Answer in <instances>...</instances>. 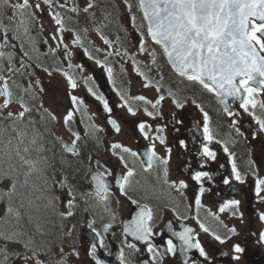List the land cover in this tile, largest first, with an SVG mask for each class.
<instances>
[{
	"label": "flooded vegetation",
	"instance_id": "flooded-vegetation-1",
	"mask_svg": "<svg viewBox=\"0 0 264 264\" xmlns=\"http://www.w3.org/2000/svg\"><path fill=\"white\" fill-rule=\"evenodd\" d=\"M13 2H18V0H13ZM32 2L35 3L38 0H32ZM76 3L83 6L85 2L84 0H76ZM107 14L109 16V25L106 26L108 27V33L115 36V41L117 37L120 39V43L114 44V50L122 52L127 49L129 53L128 56H112L108 59L109 65L114 68L117 86L127 91L129 96L143 95L153 100V102L160 94H163L165 99L159 106V111L162 115L156 119L146 116L141 102H133L132 104L134 108L140 109L136 116L127 113L126 108L118 107L121 103L119 97L112 89V84L107 80L106 72L97 66L95 68L101 72L97 80L107 81L108 88L112 91V96L107 99L113 111L111 114L106 113L99 101L96 99L92 100L96 109V121L91 120L87 124L92 130L91 137L88 139H86L81 128L85 123L84 105L82 106L83 111L76 113L75 125L72 124V128L80 133L82 139L77 142L81 154L75 157L65 152L59 140L60 137L66 136L70 137L71 141L74 139L68 130V126L63 123L65 115L61 116L56 113V121H51L47 116L42 120L41 117L45 114L37 110L39 104H37L36 108L38 98L34 88L36 83H33L32 90L35 99L30 97L28 100L33 112L30 117H26L25 121L18 125L33 129L37 138L34 144L33 161L38 160L40 163L37 166V170L32 173V177L37 180V191L42 195L48 196V198L56 196L59 199L54 206L48 203L47 207L42 211L43 213L35 214L34 218H30L26 211L19 209L20 230L25 231L35 239V247L37 249L43 247L44 251L45 247L49 246L48 252H41L39 257L41 260L45 255H48L51 259L62 257L60 249L63 248L65 264H93L88 252L90 244L95 242V238L94 233L88 228V224L92 219H95L94 227L102 231L103 225L111 222L112 228L105 234V240L108 244L107 253H111V255L106 254L104 249H99L98 256L105 260L106 264H119L117 257L120 249L124 247L122 243L125 236L123 227L126 224L129 213L139 209L138 205L131 203V199H136L139 201L140 206L147 204L153 210L154 231L157 233L153 237V243L160 247L161 250H163L166 238H172L174 243L179 244L175 237H171V233L167 229L168 223L171 222L175 230L180 226H188L194 229V236L200 240L211 257V260L206 261L209 264H264V242L260 241V233L264 232V221L259 219V214L264 212V201L259 200L255 196L256 179H264V133H259L258 125H256L254 119L240 107L236 108L232 104L233 109L231 111L237 115L231 117L223 111L222 107L215 104L214 100L216 97L213 94L208 93L199 85L191 84L176 75H171V70L162 56H158L157 65H152L151 57L148 53H140L138 51L141 32L132 26L123 0H111ZM8 15H11V11H8L6 15L0 14V18L3 19L5 24H8ZM36 15L38 17V11ZM137 16L139 17V15ZM37 24L38 21L32 26L31 30L36 31ZM27 44L29 48L34 47H31V43ZM146 47L148 52L153 51V49L157 53L161 52L157 47L151 46L149 43H147ZM105 48L106 46L103 45L102 49ZM107 50L112 51L113 49ZM104 55V52H99V59L103 60ZM130 57H134L135 65ZM52 61L57 63V67L64 68L59 59ZM29 63L34 66L36 64L32 59ZM121 67H123L124 71H121ZM136 67H139L148 76L153 85L159 82L162 86V92L157 93L155 86L144 87L143 78L137 74ZM161 73L163 74L162 80ZM4 74L8 75L7 72ZM81 77L83 76L77 77L79 86L75 90L69 88L64 76H62V80L65 81L64 88L56 85L52 88L56 91L54 95H61L67 101L66 107H63L65 114L72 107L69 97L70 90L73 91L72 95L80 97L85 103V83ZM169 89L175 93L177 100L184 103L182 109L175 107L172 97L168 95ZM102 94L104 95V93ZM257 99L264 100V93L258 94ZM193 100L196 101V104L192 103ZM203 102L208 105L205 111L209 114L210 127L215 136V139L210 143L204 139L203 114L197 107V104L201 105ZM46 106L45 108L49 109L50 112H54L47 102ZM148 107L149 111H153L151 106ZM257 114H262L259 109H257ZM79 115L83 120V124L80 123ZM173 115H175L176 120L182 121V123H174ZM109 118L117 120L121 128L119 133L115 132L107 122ZM234 118L239 120L238 126L242 132L245 130L252 131L251 135L246 134L247 140L230 127ZM28 119L35 120V125H29ZM142 121H147L152 125L151 136L157 135L155 131L157 126H165L162 135L166 137V144L161 145L158 140L155 141L156 151L163 157L167 156V147L172 149L167 166L168 180L170 182L176 181L177 183L180 180L186 181L188 187L182 190L183 196L180 191L164 183V166L162 164L154 165L149 170H145L146 164H141V160L146 161L147 159L143 153L151 147V141L143 139L138 133L136 125ZM97 129H102V131ZM253 133H257V135L254 137ZM180 140L185 141L186 147L180 145ZM113 142H120L134 151L140 152L141 155L139 158H134L125 154V159L136 170L127 196L120 193L118 186L112 182V176H106L111 181L112 186L109 194L110 199L107 204V208L111 212L110 215L109 211L105 210L103 203L96 206L98 200L94 196L91 199H87L85 203L84 200L80 199V194L94 191L93 187L89 188L86 184L89 175L90 156L93 161L98 160L100 162L99 171H104L106 167L111 169L116 176H119L122 171L126 172L117 158L111 154L110 144ZM204 144H208L210 149L216 152L215 161L200 157L199 152ZM225 145L228 147L229 152L233 154L238 169L245 175L246 182L244 184H240L234 180V177H230L232 158L223 151ZM92 149L95 152L91 151ZM88 151L89 156L86 158ZM201 163L206 165V169L200 168ZM221 165H223L222 168ZM92 167L95 168L96 165L93 163ZM200 170H208L214 179L211 182H205V187L210 188V191H206L201 198L203 207L199 211V220L207 226H211L214 218L209 214L210 212L216 213L219 218L223 217L227 212L226 219H221L223 225L236 229V233L233 234L221 226L220 222H216L213 225L216 227V231H213L225 239L223 244L215 241L211 233H204L197 222L194 198L198 194L199 186L191 179V176L195 171ZM63 176L68 177L69 183L74 186L77 193V207L74 209L76 214L66 218L58 215L59 212L66 210L64 202L69 198L67 191L61 190L56 184ZM225 177L232 178L233 183L224 185L222 180ZM43 181H46V183ZM48 182H55V184L48 186ZM261 195L264 196V193ZM232 198L241 201L238 214L234 216L230 210L220 213L218 211L219 205L225 199ZM187 205H192V208H188ZM177 213H179L180 217L186 218H178ZM240 213H242V216ZM23 215L27 216L28 219H24ZM112 216H115V220L112 219ZM37 226H39V232H37ZM85 232L89 234L87 240L82 237V233ZM69 233L71 234L69 235ZM160 233H163V235ZM128 242L137 243L140 248L139 252L134 253L124 247L125 255L132 261V264H143L144 261L152 264L151 256L147 253L143 244L136 242L130 236L128 237ZM236 244H240L244 249L243 253L239 254L240 258L238 260L233 258L236 255L234 252ZM0 245L3 247L7 245V248H13H11L13 254L11 259L2 264H24L22 258L14 255V253L24 252L22 244L10 243L0 239ZM73 249L80 253L79 257L72 254ZM192 252L193 250L188 253V256L196 259L193 257L194 255H191ZM196 252L198 253L197 250ZM224 253L229 255L226 260L222 259ZM184 259L185 257L178 251L175 257L165 256L159 264H181ZM52 261L49 260L47 263L52 264ZM27 264H34V261L29 260Z\"/></svg>",
	"mask_w": 264,
	"mask_h": 264
},
{
	"label": "snow or ice",
	"instance_id": "snow-or-ice-1",
	"mask_svg": "<svg viewBox=\"0 0 264 264\" xmlns=\"http://www.w3.org/2000/svg\"><path fill=\"white\" fill-rule=\"evenodd\" d=\"M124 6L130 16L132 26L139 32H141V40L139 43L138 51L140 53H148L151 57L152 65L158 64V56L165 58V63L169 69L182 80L199 85L208 93L213 94L217 102L223 106V111L231 117H235L237 114L230 111L229 109V98L238 100L239 107L243 109L245 113L250 115L256 125H258L259 133H264V100H258L257 95L264 93V0H123ZM42 5L44 7H42ZM45 7L48 9L49 17L54 21L55 33L51 35L50 39L57 41L56 47L53 48L48 45V40H44V44L48 45V53L55 55L57 52H61L63 59L60 63H67V70L61 67L53 69L56 72L61 73L67 80L69 88L75 90L79 84L74 72L69 71L71 69H79L81 72L84 71L83 64H73L72 58L74 52L69 48L67 43H64V33H74L71 37V44L82 50L84 56L89 60L93 61L95 65L103 69L107 74V80L112 84V89L116 92L121 103L118 107L126 108L127 113L132 116H136L139 108L132 106L133 102H141L143 105V112L146 116L156 119L162 114L159 111L161 102L165 99L163 94H160L158 98L153 100L148 99L143 95L129 96L128 92L120 89L115 80L114 68L109 65L108 59L112 56H128L127 49L121 51L114 50V44L120 43L119 37L116 41H113L105 37L101 31L102 26H97L95 31L100 34L103 44L106 46L105 49L97 48V52H104V59L101 60L96 56H93L89 49L84 45L83 39L79 32L74 28L69 27L68 22L73 19L72 16L67 15L69 12L76 14L78 17L82 12L89 14L91 18L95 19V13L91 12L92 9L98 7L96 0H85L83 7L76 3V0H71V3L67 0H40V2L33 3L32 0H0V14L6 15L8 11H11V15L7 16L8 24L3 22L0 18V61L7 59L9 61V67L3 68L0 64V97H3V102L0 103V122L9 121L7 127H12L13 130L17 128L18 124L25 121L26 117H30L33 112V108L24 100V98L16 97L13 90V86L16 85L15 80L12 76L20 73L23 75V70L33 67L32 64L27 63L23 58L27 57L31 60L29 53L23 50V44H20L22 51L21 66L15 67L14 52H6L4 49L17 47L16 44H11L9 41V32H12V39L16 41L21 40V35L28 36L31 33L32 26L39 19L36 12H44ZM115 7V6H114ZM135 8V11H134ZM139 13V17L136 13ZM108 16H105V20ZM106 27L107 25H103ZM43 26L41 25V28ZM87 32V28L83 29ZM147 43H152L161 49L160 53H157L155 49L148 52L146 47ZM107 49H113L108 51ZM38 50V49H37ZM133 60V64H136L134 57H130ZM36 68H41L42 71L47 73L49 76L52 75V71L47 67H43L40 64H35ZM136 72L143 78L144 87L155 86L157 93L162 92V86L159 82L152 84L148 76L136 67ZM121 71H124L121 67ZM7 72L8 75L4 73ZM84 83L90 84L87 88V92L91 94L97 101L102 105L103 110L111 114L113 109L110 107L108 99L96 90L94 85V77L83 76L81 77ZM163 74L161 73V80ZM11 81V84L9 83ZM39 84V81H36ZM23 91L28 93L31 88H24ZM43 91V88H40ZM168 95L172 97L173 103L176 108H183L184 103L176 99L175 93L170 89ZM70 103L72 107L66 112L63 117V123L68 126L69 132H71L74 139L69 143L64 141L63 137H60V143L66 153L72 156H80V148L77 142L81 141V135L79 132L74 131L72 124L75 123V116L77 112H82L84 101L75 95L69 93ZM35 99V96H33ZM15 102L20 105V111L12 112L5 110ZM192 103L196 104L193 100ZM153 111H149V107ZM200 112L203 114V136L209 143L215 139L212 128L210 127V117L204 108L197 104ZM257 109L262 114H257ZM38 111L43 112L45 115L41 117L43 120L47 116L51 121H56L57 116L50 112L49 109L43 106L41 103ZM174 123H182V121L176 120L175 115L172 117ZM29 125H35L36 121L28 119ZM115 132L121 131L120 125L117 120L109 118L107 121ZM238 119H233L231 128L240 136L244 133L241 131ZM7 127L4 131L7 132ZM140 136L151 141V147L143 153L147 157L146 161L141 160V164L145 165V170L152 169L154 165L162 164L164 183L168 184L169 187L175 188L180 191L183 196V189L188 187V184L184 180L176 181L168 180V163L171 157L172 149L166 148L167 156H160L156 151L155 141H159L161 145L166 144V137L162 135L165 126H157L155 131L157 135L151 136L152 125L147 121L139 122L136 125ZM102 131V129H97ZM27 133L21 130L18 133L19 139L23 142L24 137ZM257 133H253L255 137ZM9 144L12 143L10 140ZM32 143H36L35 138ZM180 145L186 147L185 141L180 140ZM43 150V149H41ZM111 154L117 158L119 163L122 165L123 170L119 176H116L111 169L105 167L104 171H99L100 162L98 160L93 161L92 157H89V181L94 185V191H88L80 194V199L84 200L91 199L93 196L98 202L105 205L107 208L108 201L110 199L111 184L105 177L112 176L113 183L118 186L120 193L124 196L128 195V189L131 187L132 178L136 174L134 167L130 166L129 162L125 159V154L139 158L141 153L134 151L132 148L125 146L120 142H113L110 144ZM28 151L27 148L24 149ZM223 151L228 153L232 158L231 173L230 177H234V180L240 184H244L245 175L238 169L235 159L232 153L229 152L228 147L225 145ZM15 153L17 156L20 155V149L16 148ZM10 155V153H6ZM200 157L207 158L215 161L217 154L211 150L208 144H204L202 150L199 152ZM21 161L24 164L30 166V171L25 173V184H27V177L32 175L37 170V166L40 161L28 160L23 156H20ZM96 167L93 168L92 164ZM254 163V162H253ZM223 165H221V168ZM201 169H206L204 163L200 164ZM255 174V173H254ZM225 177L222 180L224 185H231L233 183L232 178ZM54 178V177H53ZM191 179L196 182L198 187V194L194 198V205L196 211L197 222L199 223L200 229L204 233H211L214 240L220 244L225 243V239L219 234L212 231L208 226L199 220V211L203 207L202 197L206 191H210V188L205 187V182H211L214 177L208 170L195 171L191 176ZM56 184L61 190H66L68 193V199L64 202L66 204V210L59 212L58 215L61 217H72L76 213L74 209L77 207V193L74 186L68 181L67 176H63L61 180L57 181ZM16 193V182L13 181L11 188L8 192L3 195L11 198ZM264 179H256L255 181V196L264 201ZM219 195V193H217ZM59 197L51 196L49 203L53 206ZM131 199V198H130ZM131 203L139 206V211L136 212L135 216L127 221L123 227L125 234L123 245L132 252H139L140 248L137 243L128 242V237H132L136 242L143 244L146 251L151 256L152 264H159L163 261L165 256L175 257L179 251L185 257L181 264H203L199 259H194L188 256V253L192 250L198 251V256L202 257L204 261L211 260L209 253L205 250V247L201 244L200 240L194 236V229L191 227H184L182 231H176L171 222L168 223L167 229L171 233V237H175L179 241V244L174 243L172 238H166L164 242L163 250L153 243V237L157 235L154 231V213L151 207L147 204L140 206L139 201L131 199ZM241 201L238 199H225L218 207L220 213L225 211H231L235 216L238 214L239 206ZM188 208H192V205H187ZM175 211V209H173ZM13 213V208L9 204L6 216L10 217ZM214 219L219 220V216L216 213H209ZM242 216V213H240ZM178 218L185 219L186 217H180L177 213ZM17 225L13 226L11 232L0 231V239L8 241L10 243H20L23 246V253H14L15 256L22 258L24 264H27L29 260H33L34 264H45L44 260L39 257L43 251V247L37 250L35 247V239L28 235L25 231L20 230L19 219L20 212H16ZM115 220V216H112ZM259 219L264 221V212L259 214ZM9 221L3 217H0V224L6 225ZM96 221L92 219L88 224V228L94 233L95 242L90 244V250L88 256L91 258L93 264H106V261L98 256V250L104 249L107 253L108 244L105 240V234L112 228L111 222L103 225V229L98 230L94 227ZM220 225L225 227L228 232L235 234L236 229L228 228L227 225H223V221H220ZM39 226H37V232H39ZM42 234V233H41ZM71 233H69L70 235ZM163 235V233H160ZM260 241L264 242V232L260 233ZM99 246V247H98ZM124 247L119 251L117 259L119 264H132V261L125 255ZM5 250L7 245L4 246ZM244 249L240 244L234 246V252L236 255L233 257L238 260L239 254L243 253ZM62 259L58 264H65L63 259V248L60 249ZM72 254L79 257L80 253L73 249ZM224 255H228L224 253ZM7 259V257H5ZM143 264H148V261H144Z\"/></svg>",
	"mask_w": 264,
	"mask_h": 264
},
{
	"label": "rangeland",
	"instance_id": "rangeland-1",
	"mask_svg": "<svg viewBox=\"0 0 264 264\" xmlns=\"http://www.w3.org/2000/svg\"><path fill=\"white\" fill-rule=\"evenodd\" d=\"M48 20H41V25L43 26L41 29L43 35L48 39L49 43L56 47L57 41L50 39L52 32L55 29V25L53 23L54 21L51 19ZM78 32L83 39L84 45L89 49L92 55L98 56L96 49L101 48V46L104 45L100 34L95 31L84 32L82 28ZM71 37L69 41L64 39V43H67L69 48L75 52L77 47L71 44ZM43 61H45V58ZM4 65L5 67H9V61L7 59L5 60ZM43 81V91L40 93L41 98L47 102L49 106H51L50 108L54 110L53 113L55 115L58 113L59 115L64 116L65 111L63 107H66L67 101L63 99L61 95H54L56 94V91L52 89L55 85L57 87L64 88L65 82L62 80V76L55 74L51 76L47 75L45 78H43ZM88 87L89 86L87 85V88ZM14 92L15 96L25 97L23 94L18 93L19 91L14 90ZM72 92L73 91H70L71 94ZM36 94L39 95L38 92H36ZM2 102L3 99H0V103ZM86 108L87 112H91L90 106L86 105ZM7 111L18 112L20 111V105L13 102ZM5 127L7 126L0 127V184L3 186L2 190L0 191V201H3V196H5L3 194L9 191L13 181H15L16 193L11 198L8 197V199L10 202L17 204L26 202L28 204L27 210L29 211L30 208H37L40 207L41 204L46 203V196L36 195L35 189L37 190L38 184L36 185L35 181L31 179V175L27 177V184H25V173L30 171V166L28 164H24L20 159V156H23L28 160L32 158L34 150V144L32 143V140L35 138V135L31 129L21 127L19 125H17L15 130H13L12 127H7V132L4 131ZM21 130L27 133L23 139V142L20 141L18 136V133ZM10 140L12 141L11 144L8 143ZM16 148L20 149L19 156H17L15 153ZM25 148L28 149L27 152L24 151ZM6 153H10V155H7ZM43 182L46 183V181ZM4 185L6 188H4ZM36 199H38L40 202H37Z\"/></svg>",
	"mask_w": 264,
	"mask_h": 264
},
{
	"label": "water",
	"instance_id": "water-1",
	"mask_svg": "<svg viewBox=\"0 0 264 264\" xmlns=\"http://www.w3.org/2000/svg\"><path fill=\"white\" fill-rule=\"evenodd\" d=\"M235 103H236V105H238L239 104V101L237 100ZM229 109H230V107H229Z\"/></svg>",
	"mask_w": 264,
	"mask_h": 264
},
{
	"label": "bare ground",
	"instance_id": "bare-ground-1",
	"mask_svg": "<svg viewBox=\"0 0 264 264\" xmlns=\"http://www.w3.org/2000/svg\"><path fill=\"white\" fill-rule=\"evenodd\" d=\"M48 228V227H47ZM51 240V239H50Z\"/></svg>",
	"mask_w": 264,
	"mask_h": 264
}]
</instances>
